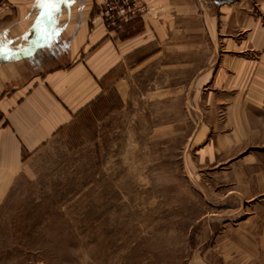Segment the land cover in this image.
Returning a JSON list of instances; mask_svg holds the SVG:
<instances>
[{
    "label": "rangeland",
    "instance_id": "obj_1",
    "mask_svg": "<svg viewBox=\"0 0 264 264\" xmlns=\"http://www.w3.org/2000/svg\"><path fill=\"white\" fill-rule=\"evenodd\" d=\"M204 51L187 48L182 60L168 48L107 78L101 100L34 156L1 201L0 264L218 262L223 230L238 241L242 227L264 223V187H240L243 156L201 163L191 147L206 111L193 101L207 95L192 90ZM83 222L99 241L90 250Z\"/></svg>",
    "mask_w": 264,
    "mask_h": 264
},
{
    "label": "crops",
    "instance_id": "obj_2",
    "mask_svg": "<svg viewBox=\"0 0 264 264\" xmlns=\"http://www.w3.org/2000/svg\"><path fill=\"white\" fill-rule=\"evenodd\" d=\"M6 1L0 17V203L34 156L101 100L107 78L122 65L165 56L168 48L184 60L182 52L200 44L207 63L193 74L192 90L207 99L193 105L206 111L191 147L201 163L242 155L240 187L254 181L264 187L258 157L264 155V0H139L148 11L115 30L98 17L103 0H55V7ZM85 223L79 224L81 241L97 246L95 232L83 233ZM228 231L213 247L218 262L198 255L191 263L264 264V223L242 227L238 241Z\"/></svg>",
    "mask_w": 264,
    "mask_h": 264
},
{
    "label": "built area",
    "instance_id": "obj_3",
    "mask_svg": "<svg viewBox=\"0 0 264 264\" xmlns=\"http://www.w3.org/2000/svg\"><path fill=\"white\" fill-rule=\"evenodd\" d=\"M7 8V1L0 0V17ZM147 11V7L139 0H103L98 7L97 14L106 28L115 30Z\"/></svg>",
    "mask_w": 264,
    "mask_h": 264
},
{
    "label": "snow or ice",
    "instance_id": "obj_4",
    "mask_svg": "<svg viewBox=\"0 0 264 264\" xmlns=\"http://www.w3.org/2000/svg\"><path fill=\"white\" fill-rule=\"evenodd\" d=\"M42 2L47 3L51 7H55L56 6L55 0H42Z\"/></svg>",
    "mask_w": 264,
    "mask_h": 264
},
{
    "label": "trees",
    "instance_id": "obj_5",
    "mask_svg": "<svg viewBox=\"0 0 264 264\" xmlns=\"http://www.w3.org/2000/svg\"><path fill=\"white\" fill-rule=\"evenodd\" d=\"M219 1H223V0H219Z\"/></svg>",
    "mask_w": 264,
    "mask_h": 264
}]
</instances>
